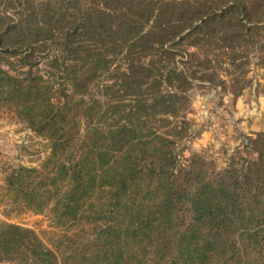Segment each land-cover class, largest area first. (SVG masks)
<instances>
[{
  "label": "trees",
  "instance_id": "obj_1",
  "mask_svg": "<svg viewBox=\"0 0 264 264\" xmlns=\"http://www.w3.org/2000/svg\"><path fill=\"white\" fill-rule=\"evenodd\" d=\"M254 66L264 0H0V117L46 145L0 203L58 231L0 223V264H264V131L221 167L179 147L192 81L237 99Z\"/></svg>",
  "mask_w": 264,
  "mask_h": 264
},
{
  "label": "rangeland",
  "instance_id": "obj_2",
  "mask_svg": "<svg viewBox=\"0 0 264 264\" xmlns=\"http://www.w3.org/2000/svg\"><path fill=\"white\" fill-rule=\"evenodd\" d=\"M11 61L12 64L3 65V69L11 74L22 70L14 59ZM178 66L188 70L182 61ZM40 69L43 73L49 70L45 62L40 64ZM251 75V86L237 99L224 93L219 86L192 81L190 109L186 116L189 131L179 146L184 159L198 153L217 161L218 166H224L226 158L234 156L246 135L264 131V69L254 66ZM45 150V142L27 125L0 117V185L3 163L37 165L45 156ZM4 212V205L0 203V223H16L37 231L45 229L58 233L45 216L32 212H12L9 215Z\"/></svg>",
  "mask_w": 264,
  "mask_h": 264
}]
</instances>
